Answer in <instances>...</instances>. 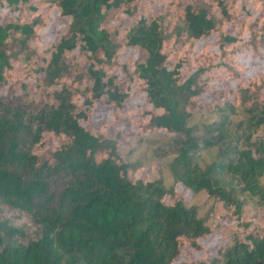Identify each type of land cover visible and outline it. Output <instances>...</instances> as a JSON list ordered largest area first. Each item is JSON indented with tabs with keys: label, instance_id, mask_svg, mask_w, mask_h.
<instances>
[{
	"label": "trees",
	"instance_id": "obj_1",
	"mask_svg": "<svg viewBox=\"0 0 264 264\" xmlns=\"http://www.w3.org/2000/svg\"><path fill=\"white\" fill-rule=\"evenodd\" d=\"M253 63L264 0H0V264H264V227L238 196L264 199ZM202 104L220 113L208 136L189 123ZM155 132L174 149L169 186L121 152ZM218 143L200 165L196 150ZM200 191L244 234L180 259L219 231L186 204Z\"/></svg>",
	"mask_w": 264,
	"mask_h": 264
},
{
	"label": "rangeland",
	"instance_id": "obj_2",
	"mask_svg": "<svg viewBox=\"0 0 264 264\" xmlns=\"http://www.w3.org/2000/svg\"><path fill=\"white\" fill-rule=\"evenodd\" d=\"M256 65H260V63H253L251 65V70H253ZM219 116L220 113L216 108L202 104L194 108L189 118V123L197 126L195 133L208 136L209 125L216 122ZM243 116L242 105H237L236 110L229 113V119L233 122L231 130L234 127V123ZM263 136L264 126L261 124L258 127H253L250 133V140H257ZM232 142L237 144L238 147H242L243 145V139H240L238 142L235 140ZM222 144L223 143H220V149L219 143L210 146L201 145L195 152L196 160L203 166L217 159L219 152L224 148ZM121 152L130 161H135L142 165H150L152 168L149 173L150 178L160 179L165 186H169L172 183L173 177L170 172L169 161L174 155V149L168 134L159 132L144 135L136 134L126 146L121 148ZM239 184L242 185L243 183L239 182ZM259 185L260 188L264 190V173L259 177ZM238 196L242 198L244 202L242 219L248 223L249 227L254 223L264 227V199H262L259 191L252 192L249 189H243ZM186 204L195 205L197 213L205 217L209 225L215 223H219L220 225L219 231L202 241L205 248L203 251L200 253H184L180 259L198 258L204 255L212 256L217 245L222 243L226 237L229 238L234 232H237V236H242L244 234L242 233V231L245 230L244 224L238 226L235 222L229 220L228 216L231 210L226 209L220 199L206 197L204 191H200L189 201H186ZM222 217L223 221H221ZM229 240H232V237Z\"/></svg>",
	"mask_w": 264,
	"mask_h": 264
}]
</instances>
